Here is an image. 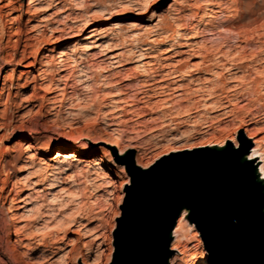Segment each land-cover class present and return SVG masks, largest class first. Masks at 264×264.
Listing matches in <instances>:
<instances>
[{
	"label": "rangeland",
	"instance_id": "374dc122",
	"mask_svg": "<svg viewBox=\"0 0 264 264\" xmlns=\"http://www.w3.org/2000/svg\"><path fill=\"white\" fill-rule=\"evenodd\" d=\"M28 1L1 0L3 20L11 27L6 36L2 37L0 31V49L12 51L17 27L24 40L27 19L37 24L36 30L40 33L37 31L39 35L28 41L25 61L32 60L31 55L38 51L44 55L43 60L55 59L62 44L78 42L80 35L88 33L89 28H85L88 24H93L103 41L96 42L94 55L85 57L82 53L81 62L71 66V70L61 73L53 64L54 76L75 72L73 78L68 77L73 79L69 82L73 91L66 88L54 102L48 103L50 93L45 88L37 89L33 103L44 105L38 114L23 119L16 115L28 107L18 110L15 102L31 92L32 84L21 89L22 96L13 98L6 111L3 109L7 90L1 88L4 79L12 88L21 70H30V76L37 75L40 63L35 62L29 69L23 63L18 64L14 72L9 71L8 65L4 67L6 72L0 76V264H82V257L87 255L92 264H111L128 193L118 192L110 183H123V180L115 168L107 166L105 153L100 149L105 146L111 152L114 147L109 148L106 140L112 141L116 134L106 132L102 116L116 123L125 143L138 145L139 151L117 148L116 155H122L125 161L131 154L134 163L139 165L149 161L151 165H161L200 160L212 156L216 148L223 146L221 142H228L238 132L249 138L251 148L252 139L264 147V75H261L264 73V5L256 4L260 0L253 3L237 0L240 8L239 15L232 19L234 23L241 20L242 11L253 10L250 14L255 18L254 25H258L249 34L248 42L244 37L225 34L214 40L197 38L198 44L190 46L179 45L184 40L175 38L178 26H185L191 32L209 2L218 1L222 8L233 4V0H150L147 8L145 0H54L59 2L55 6L48 4L50 0H31L29 5ZM78 4L85 7H77ZM231 9L229 14L233 12ZM69 25L72 30H68ZM35 32L32 29L27 34ZM20 44L19 53L23 41ZM143 46L147 47L145 51H141ZM205 47L210 54L220 49L231 53L238 50L240 53L235 54L242 56L238 59L241 67L230 68L228 62L216 55L211 62L202 60ZM82 50L79 46L78 51ZM140 52L143 61H134L133 57ZM112 54L118 56V62L113 61ZM1 56L0 65H3L9 56ZM185 63L192 65L186 69L188 76L183 73L177 81L168 80L169 86L163 94L150 86L142 87L144 81L156 83L172 66L184 68ZM221 82L236 86L238 92V98L222 116V111L210 108V102L225 93L218 88ZM119 87H124L123 93H116ZM171 105H179L180 110L188 106L190 109L177 114L169 109ZM207 119L210 123L204 126ZM241 120L245 125H240ZM177 136L180 138L172 139ZM61 138L76 142L74 145L68 142L58 149L55 143ZM171 149L191 151L170 155ZM59 150L83 161L58 163L62 172L53 181H47ZM96 159L106 168L98 181L92 180L98 171L85 163ZM114 199H122V203H113ZM116 211L121 215L115 216ZM193 227L194 223L182 220L177 234L189 255L171 248L172 239L169 264L174 255L173 264H192L189 256L197 260L202 251L208 256L212 254L204 247L201 235L193 240L190 235ZM195 230L199 233L196 227ZM18 240L22 243L18 244ZM210 257L208 261L215 262ZM208 261L206 264H216Z\"/></svg>",
	"mask_w": 264,
	"mask_h": 264
},
{
	"label": "water",
	"instance_id": "95a60500",
	"mask_svg": "<svg viewBox=\"0 0 264 264\" xmlns=\"http://www.w3.org/2000/svg\"><path fill=\"white\" fill-rule=\"evenodd\" d=\"M235 138L249 155V138L242 132ZM220 148L200 160L153 164L151 171L126 157V168L148 174L127 194L111 264H169L177 204L194 209L187 220L198 225L210 253L233 263L264 264V185L250 180Z\"/></svg>",
	"mask_w": 264,
	"mask_h": 264
},
{
	"label": "bare ground",
	"instance_id": "6f19581e",
	"mask_svg": "<svg viewBox=\"0 0 264 264\" xmlns=\"http://www.w3.org/2000/svg\"><path fill=\"white\" fill-rule=\"evenodd\" d=\"M233 1H234L233 4H227L225 7H222V8H220V4L218 1L209 2L199 17L198 25L192 27V29L190 28L191 32H187V28L185 26H182V25L178 26V28L176 30L175 38L184 40V42L182 44H179V45L185 44V45L190 46V45H194L195 43L198 44V42L196 41L197 38H203L204 37L205 39L214 40V39H218V38L223 37L225 34H227L228 37L230 36L233 38H237L240 36H241V38L244 37L243 39L245 40V42H248L249 38H250L249 34L251 32L253 33L258 26V25L255 26L256 24L254 25L255 18L252 17V15L250 14L251 12H253V10L252 9H251L252 11L249 10V11H251L250 13L248 11H245L246 13H243V11H242V13L240 14L241 20H239L238 23H234V21L232 19H233V17L239 15V8L240 7L238 5L237 0H233ZM0 2H1V0H0ZM30 3H31V0H30V2L28 1V5ZM57 3H59V2L54 1V0L53 1L50 0V2L48 4L55 6V5H57ZM252 3H253V0H252ZM256 4L258 6L264 5V0H260L259 2H256ZM3 7H4V5H0V31H1L2 37L6 36V34L9 33L10 27H11V26H7L5 24V21L3 20V13H2ZM231 7H232V9H231ZM102 8L108 9L106 6H102ZM247 8H246V10H248ZM252 8H254L253 5H252ZM229 9L233 10V12L231 14H229ZM8 23L12 24V21H9ZM36 25L37 24H32L30 19H27L25 22V25H24V31H26L24 40H21L23 34L21 33V29L19 27H17V30L14 33L16 37L14 39V48L12 49V51L7 52L4 48L0 49V54H4V56H9V59L8 60L6 59L7 61L3 65H0V76L3 75L4 72H6L4 67L7 65L10 67L9 71L14 72L15 67L18 64L23 63L22 66L25 67V69H29V68H32L34 66L35 62L39 61V63H40V67L38 68L37 75L30 76L29 75L30 70H21L20 78L17 79V82L13 83L14 86L12 88L10 86H8L7 80L4 79L5 82H3V86L1 88L2 90H7L6 100H5L6 105L3 109L4 111L7 110V106H8V104H10V102H11V100H13V98H18L19 96L20 97L22 96L21 89L27 87L29 84H32L31 92H29V94H27V96H22L19 100H16V102H15L16 108L18 110L20 108H23V107H28L26 110H24L23 113L16 115V117H19L20 119H23L24 117L31 116V115L36 114V113L38 114L40 112L41 107H43L44 104L42 102L33 103L35 98H36L35 96L37 93V89L45 88L46 91H48V93H50V95L47 98L48 103L54 102L57 99V96L59 94H63L66 91V88H72L71 91H73L72 83H69L73 79H69L68 77L72 76V78H73L75 76L74 75L75 72L71 71L69 73V76H67L66 74H61V73L63 71L69 70L70 67L73 65H75V66H76V64L79 65V63L81 62L80 58L82 57V53L85 54V57H87L89 55H91V56L94 55V49L96 47H98L96 42L97 41H103L102 40L103 38L96 34V31H97L96 28L91 26L93 24H88L85 27V28H89L88 33L80 35L78 42L74 41L72 43L66 42V43L62 44L61 45L62 50L57 54L55 59L43 60L44 55L40 51H38V52L31 55L32 60L25 61V59L28 58V56L25 55L27 52V47L29 46L28 41L36 38V36H37L36 34L39 35V33H40L39 32L40 30L39 31L36 30ZM260 25H262V24H260ZM67 28H68V30L73 29V27L71 25L67 26ZM32 29L35 30L36 32L32 35L27 34ZM221 29H223V31ZM7 36L9 39L10 35H7ZM238 40H240V39H238ZM22 41H23L22 49L19 53L18 47H19V45H21L20 43ZM79 46L82 47V49H83L82 52L78 51ZM146 49H147V47L143 46L141 48V51H145ZM203 49H204L203 56L201 57L202 60H209V61L213 60L214 56L216 55V57H220V58L224 59L225 62H228L230 64L229 65L230 68L241 67V63H240V61H238V59H241L242 56L239 57L238 55L235 54V53H240L238 50L231 53L229 51H222L220 49L216 53L210 54L209 51H207L208 50L207 47H205ZM17 55H20V57L17 58ZM111 57H112L114 62H118V56L112 54ZM143 57H144L143 53L140 52L137 56H134L133 59H134V61L140 62V61H143L142 60ZM0 58H2V56ZM53 64L57 65V68H59L61 71V73L56 74L57 76H54V73H53L54 71L51 70ZM222 64H223V62H222ZM191 66L192 65H189L188 63H185L183 65L184 68L172 66V69L165 72L161 76V79H158L156 83H152V82H149L146 80L143 82L142 87L146 88V87L150 86V89L155 90V92H159V94H161V93L163 94L169 86L168 80H172V81H173V79L176 80V78L183 73L188 76L186 69H188ZM194 66H197V64H194ZM139 69L142 70L144 68L139 67ZM4 78H5V75H4ZM45 81H47V83L43 84ZM234 87H236V86H234ZM234 87L225 86V82H221V85H219L218 88H219V90H221L222 92H225V93L223 94V96L218 97L215 101L210 102V106H211L210 108L212 111L213 110L222 111L220 113L221 116L223 114L224 115L226 114L227 107H229V105H231L233 103V101L236 98H238V95L236 96V94L238 92L235 91L236 89ZM123 88L124 87L116 88L117 89L116 93L120 94L122 92ZM144 88L142 90H145ZM141 93H143V91H141ZM204 104L205 103H203V105ZM191 105L193 107L194 103H192ZM35 107H37V108L35 109ZM169 109H173L175 111V113L179 114L180 111L185 112V111L189 110L190 108L188 106L185 109L182 108L183 110H180L181 108L179 105H176V106L171 105ZM102 120L106 125V127H105L106 132H111V133L116 132L115 138L112 141L109 142L106 140V145H108L109 148L114 147L117 149V148L128 147V149L130 148V149H132V151L133 150L139 151L137 144L132 143L130 141H129V143L124 142V138L122 136V133H120V131H118L119 129L117 130V128L115 127L116 123L108 122L109 120H108L107 116H102ZM209 120L208 119L205 120L204 126L209 125V123H210ZM240 125H245L244 120H241ZM234 139H236V138L230 137V138H228V142H221V145L224 146L226 144H229V141L231 143ZM68 142H69V145H74V143L76 141L74 139L67 140L66 138H61V139L57 140V142L55 143V146L58 149H61V145H65ZM252 143L254 145L250 149L249 155L251 156V155H253V153L258 154L255 157L256 163L257 164L261 163L262 161H260V157L264 156V147L261 144H259L256 139H252ZM55 146H53V147H55ZM53 147H51V148H53ZM204 147H207V146H204ZM100 149L103 153L106 152L105 146H100ZM186 151L188 152L191 150H188V149L175 150L170 155H172V154L181 155V154L186 153ZM63 161H69V162L74 161V162L80 163L83 160L81 158H78V157L72 155L70 152H61V150H59L57 152V155L54 156V158H53V164L51 166L50 171L48 172L47 181H53L57 177V175L62 172L59 170V166L57 164L60 162H63ZM85 163H87L88 165L90 164V165L94 166L95 171L96 172L98 171L96 176L94 178H92V180H94V181L100 180V178L102 176L101 173L102 174L106 173V168H104L102 166V163L98 159H96L94 161H90V162L87 161ZM136 164H137V162H136ZM137 165H139V164H137ZM65 169H67V168H65ZM76 173H78V172H76ZM104 177H106V176H104ZM87 181H89V180H87ZM49 184L51 185L52 183L50 182ZM20 201L21 200L19 199L18 202H20ZM13 215H15V214H13ZM182 220H186V219H180L178 217L176 220L174 229L172 231L173 241H172V247L171 248L176 249V251H178V253L183 255L186 252V246L181 243V239L179 238V235L177 234V230L181 229V227H182ZM21 243L22 242L20 240H18V244H21ZM23 245H25V244H23ZM173 246H175V247H173ZM206 253H207L206 251L201 252V255L197 259V261H199V264H206L207 261L209 260V258H211L210 255L212 256L213 259H216V260H215V262H214V260L213 261L210 260V261H208L209 263L242 264V263H233L231 261L219 259L218 256H215L213 254H210L208 256ZM175 257H176V255H174L170 259V264H173V260L175 259ZM81 261H82V264H92V262L89 261L88 255L86 257H82ZM168 263H169V260H168Z\"/></svg>",
	"mask_w": 264,
	"mask_h": 264
},
{
	"label": "snow or ice",
	"instance_id": "6c2138e0",
	"mask_svg": "<svg viewBox=\"0 0 264 264\" xmlns=\"http://www.w3.org/2000/svg\"><path fill=\"white\" fill-rule=\"evenodd\" d=\"M149 2L150 0H145L146 8L148 7ZM77 7L83 8L85 7V5L78 4ZM196 7H199V5H196ZM221 30L223 31V29ZM261 75H264V73H261ZM184 135L187 136L189 135V133H184ZM179 138L180 137L178 136L172 137V139H179ZM217 144L219 145L220 141H217ZM171 150L175 151L176 149H171ZM116 151H117L116 148H113L111 152L106 151L104 154V159L106 160L108 167L115 168L119 172L121 179L123 180V183H119V182L113 183L111 181L110 183H112L113 187L116 188L118 192H127L130 196L137 187L139 179L143 176H146L148 173L137 172V170L135 168H132L130 165L126 168L124 166L126 162L123 160L122 155L120 156L116 155ZM220 153L227 156L240 170L244 171L247 174V176L250 178V180H252L253 182L258 181L261 185H264V156L260 157L262 161L261 163L253 164V160L258 154L253 153V155L251 156L248 155V149L243 145V143L238 142L237 139H234L229 144L221 146ZM151 164L152 161H149L148 163L140 164L139 167L151 171L150 168ZM69 179H71V177H69ZM128 185H130L131 187H126ZM61 191L63 192L65 190L61 189ZM67 194L69 196L73 195V193H67ZM122 199H126V197ZM122 199H114L113 203L120 204L122 203ZM53 203H55V200H53ZM193 214H194V209H192L188 204H177L174 210V216L179 217L180 219H188L189 217H192ZM114 215L120 216L121 213L120 211H116ZM29 218H33V217H29ZM174 222L175 221L173 220V223ZM113 226L115 227V224ZM196 227H198V225ZM190 235L192 236L193 240H198L200 237V234L195 230V227L190 228ZM168 254L171 255V253ZM185 255L188 256L189 254L185 253ZM189 259L192 262V264H199V261H197L194 256H189Z\"/></svg>",
	"mask_w": 264,
	"mask_h": 264
}]
</instances>
